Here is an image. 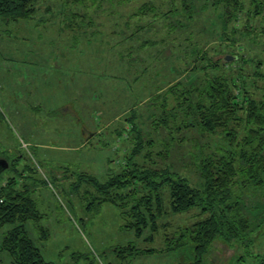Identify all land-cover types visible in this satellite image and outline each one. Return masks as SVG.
I'll list each match as a JSON object with an SVG mask.
<instances>
[{"label":"rangeland","instance_id":"374dc122","mask_svg":"<svg viewBox=\"0 0 264 264\" xmlns=\"http://www.w3.org/2000/svg\"><path fill=\"white\" fill-rule=\"evenodd\" d=\"M244 1L247 9L250 0ZM208 2L41 0L28 21L0 19V153L14 161L0 174V186L13 176L16 189H28L41 216L26 222V232L45 260H191L188 248L167 252L165 242L198 221V209L167 216L147 241L148 230L136 238L129 225L131 230L122 227L114 205L93 203L90 195L97 192L87 179L104 181L135 161L141 168L176 172L193 186L200 183L197 165L201 158L228 149L226 133H201L191 126L194 122L175 100L187 90L177 88L170 94L167 86L178 80L187 83L197 51H207L213 60L241 56L224 72L243 81L254 99L264 97V10L252 20L250 38L228 30V38L238 39L232 49L226 36L217 40L208 35L209 26L220 30L215 27L217 10ZM192 6L203 12L190 22ZM244 19L241 15L239 26ZM258 61L262 65L256 66ZM198 73L201 83L206 76ZM243 133L239 129V140ZM164 194L169 203L168 191ZM251 202L257 206L253 215L262 222L250 236L249 247L216 248L209 264H264V192ZM39 228L46 230V239ZM142 249L154 252L144 254ZM0 264H11L10 258L0 255Z\"/></svg>","mask_w":264,"mask_h":264},{"label":"trees","instance_id":"16d2710c","mask_svg":"<svg viewBox=\"0 0 264 264\" xmlns=\"http://www.w3.org/2000/svg\"><path fill=\"white\" fill-rule=\"evenodd\" d=\"M40 1L0 0V19L4 22L28 21L34 16ZM211 1L208 3L217 10L215 27L220 30L211 25L206 32L213 34L217 40L226 36L232 49L238 39L228 38V30L233 35L239 32L240 37L250 38L252 20L263 16L264 3L260 0H250L247 9L244 0ZM195 9L192 6L190 10V22L203 12ZM241 15H244L245 21L239 26ZM216 21L220 22L219 26ZM261 34L264 35V28ZM195 56L187 83L178 80L167 85L168 93L173 94L177 88L187 90L184 91L187 98L181 91L175 100L194 122L191 126L195 124L201 133L215 134L220 130L226 133L228 142L224 153L201 158L197 165L200 183L193 186L176 172L141 168L135 161L128 162L119 174L104 181L92 176H88L87 180L97 192V196L90 195L93 203L98 206L106 203L114 205L124 223L122 227L134 230L136 238L142 237L148 230L150 238L147 241L157 232L158 223L167 216L198 209L201 218L190 227L176 231L175 237L166 239L165 243L167 252L189 249L192 257L184 264H209L210 255L216 248H248L250 236L262 222L253 215L257 211L256 204L251 202L249 205L248 200L254 201L259 193L264 192V97L254 99L243 81L224 72L225 66L238 64L241 56L232 55L233 60L230 61L227 55L213 60L214 57H209L207 51H197ZM260 65L261 62H256V66ZM238 66L240 73L241 65ZM198 71L206 76L201 83ZM261 75L264 80V75ZM239 129L244 132L240 140ZM140 151L141 147L135 149L128 160H133ZM0 158L7 160L9 165L14 162L5 153H0ZM16 184L17 180L12 176L0 186V231L5 229L0 242V255H7L11 264H53L45 260L26 232V222H37L41 215L28 189L18 190ZM167 191L169 203H166L168 198L164 194ZM39 230L40 237L46 239V230ZM130 246L135 249L134 245ZM142 250L144 254L154 252Z\"/></svg>","mask_w":264,"mask_h":264},{"label":"water","instance_id":"95a60500","mask_svg":"<svg viewBox=\"0 0 264 264\" xmlns=\"http://www.w3.org/2000/svg\"><path fill=\"white\" fill-rule=\"evenodd\" d=\"M227 60H232V57L227 58ZM8 167L9 163L4 158H0V174L7 170Z\"/></svg>","mask_w":264,"mask_h":264}]
</instances>
